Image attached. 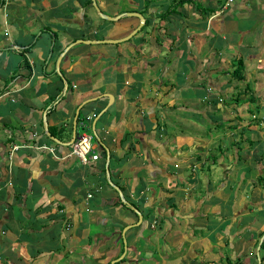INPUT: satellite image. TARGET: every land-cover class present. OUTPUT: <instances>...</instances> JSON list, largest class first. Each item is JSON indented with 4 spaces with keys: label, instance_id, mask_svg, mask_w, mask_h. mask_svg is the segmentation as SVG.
Segmentation results:
<instances>
[{
    "label": "crops",
    "instance_id": "obj_1",
    "mask_svg": "<svg viewBox=\"0 0 264 264\" xmlns=\"http://www.w3.org/2000/svg\"><path fill=\"white\" fill-rule=\"evenodd\" d=\"M94 1L144 22L114 47L80 43L122 38L138 18H98L91 0H0V264H264V162L247 160H264L250 137L264 127V0ZM236 58L247 95L227 73ZM84 100L75 133L86 123L98 154L87 164L70 152ZM179 117L195 135L180 139ZM206 163L221 174L203 173L201 190L183 169ZM126 225L117 259L108 233Z\"/></svg>",
    "mask_w": 264,
    "mask_h": 264
},
{
    "label": "rangeland",
    "instance_id": "obj_2",
    "mask_svg": "<svg viewBox=\"0 0 264 264\" xmlns=\"http://www.w3.org/2000/svg\"><path fill=\"white\" fill-rule=\"evenodd\" d=\"M232 2V1H231ZM117 3H118V7H119V9L120 10H122L123 8H124V6H125V4H124V2H123V0H118L117 1ZM121 13H124V11L123 12H121ZM120 13V14H121ZM101 14H104L103 12H101ZM96 15L98 16V18H100V16H99V14L97 13V11H96ZM104 15H106V14H104ZM138 31H136L135 32V34L137 33ZM129 39V38H128ZM117 45H118V43H116ZM122 43H120L119 45L120 46H123V45H121ZM109 46H111V47H114V45L111 43V44H109ZM241 84V87H243V83H240V82H238V87H239V85ZM240 88V87H239ZM187 101H189V100H187ZM240 101V100H239ZM177 103V102H176ZM175 103V104H176ZM242 107H245L244 106V104L242 103ZM255 113L254 111H253V109H246V110H244V111H242L241 113H240V117L244 120H249L250 122H251V124H255V121L256 122H258V120L257 119H253V118H251V114L252 113ZM184 116L185 117H187V118H189V117H192L195 121H197V119H200V118H197L198 116L196 115V114H194V115H186L185 113H184ZM177 126H176V128H177V130H178V132H179V137H180V139H182V140H184L185 139V135L186 134H190V136H193V135H195V133L194 132H190L187 128H188V123L183 119V118H181V117H179L178 119H177ZM197 122H200V123H202V125L201 126H196V125H199L200 123H194L192 126L194 127V126H196L197 128H195V130L196 131H198L197 133H199V132H204V131H206L207 129H210L211 127H208L209 126V124H208V122H201V121H197ZM225 129V128H224ZM177 130H176V133H178L177 132ZM208 131H211V132H215V130H213V129H210V130H208ZM216 131H218V130H216ZM227 131V133H230V132H228V131H231V132H234L233 130H231V129H228V130H225V132ZM218 132H220V131H218ZM251 132H252V134H250L251 136V138L252 139H254V140H259L260 139V136H261V139H260V142L258 143L259 145H256V147L255 148H257V149H259L260 150V153H263L264 154V127H262V128H259L258 130H256V131H254V130H251ZM88 133H90V130H88ZM205 133V132H204ZM246 135V134H245ZM189 136V135H188ZM246 137V136H245ZM242 140L244 141V140H248V137H246L245 139H243L242 138ZM226 142V141H225ZM229 148H230V150L229 151H227L226 153V158H225V162L226 163H229V164H232V163H234V165H235V154H234V151H235V147L233 148V147H231V146H228ZM233 149V150H232ZM252 149H254V147L252 148ZM214 152H218V150H217V148H216V144H215V148H214ZM238 154H240V155H242L243 156V154H244V156H243V158L245 157V156H247V154H249L250 153V148L246 145V144H243V146L241 147V149L237 152ZM254 154H256V153H254ZM258 155H260V154H258ZM239 158V157H238ZM262 159V156L260 155V159L259 160H254L251 156H249L248 157V162L250 163V164H252V166L255 164V163H257L259 166H261L260 165V162H264V160H261ZM192 161V162H191ZM190 162L191 163H193L194 161H193V159H192V157H189V159H185V161H184V164L185 165H187V164H189L190 166H191V164H190ZM224 163V162H223ZM239 163V162H238ZM208 166H210V165H208V163H206V165L205 164H202V168L201 169H195V168H193V169H191V168H185V169H183V172L186 174V179L188 178V176L190 175V173L192 172V173H196L197 175H198V177H199V186L201 187V190H202V188L204 187V185L206 184V180H205V178H204V176H203V173L205 174V175H207L208 174V172L209 171H212V170H215V171H213L215 174H221V169L215 164L214 165V167L213 168H208ZM189 182H193L194 181V183L196 184L197 182H196V177L194 176V175H190V177H189ZM204 211V212H203ZM205 212H206V208H204V207H201L200 209H199V211H198V214H201L199 217L198 216H195L194 217V224H197V225H203L204 223H206V221L204 220V216H205ZM204 214V215H203ZM203 215V216H202ZM186 219H188V217L186 218ZM207 220H209L208 218H207ZM175 222H178V220L177 219H175L174 220ZM143 222H144V220H143ZM174 222V223H175ZM176 224V223H175ZM174 229H177V232L174 234L173 233V237H176V236H178L180 233H182L184 236L186 235V232H183L184 230H185V225L183 224V222H182V220H181V223H179V225H174ZM136 230V227L134 228V231ZM147 229H144L143 230V233H145V231H146ZM195 230V228H192L191 229V231L193 232ZM181 231V232H180ZM196 232H199V229H197V230H195ZM194 234H195V232H194ZM145 235H147V234H145ZM168 235H169V237H170V234L168 233ZM108 236H109V238L112 240L113 238H114V236H115V238H116V240L115 241H117V247H116V249H121V253L120 254H122L124 251V249H123V242L121 241L122 240V238L120 239V237H122L121 236V234L120 235H118V234H115L114 235V233H108ZM132 236V234L130 235V237ZM164 236H166L165 234H164ZM180 236H181V234H180ZM219 237V236H218ZM161 240L162 239H160L159 241H160V245H163V243L161 242ZM186 239H184V238H182V237H180L179 238V241H182V243L183 242H186V243H184V245L181 247V249H180V251L181 252H177L176 254H175V257L176 258H178V257H180L181 256V254L183 253V251H184V249L186 248L185 246L187 245V241H185ZM143 242H145V240H144V237H138V239L136 240V242H135V244H136V246H135V248H139L141 245H143V244H146V243H143ZM174 243H175V241H174ZM146 246H150L148 243L146 244ZM126 250V249H125ZM260 252H261V250H260ZM119 254V255H120ZM246 261V260H245ZM256 261L258 262V260L256 259ZM180 264H188V263H186V262H184V263H180ZM253 264V263H252Z\"/></svg>",
    "mask_w": 264,
    "mask_h": 264
},
{
    "label": "water",
    "instance_id": "obj_3",
    "mask_svg": "<svg viewBox=\"0 0 264 264\" xmlns=\"http://www.w3.org/2000/svg\"><path fill=\"white\" fill-rule=\"evenodd\" d=\"M91 4L92 6L94 7V9L97 11V13L99 14L100 17H103L107 20H110V21H116L117 19H119L121 16L123 15H126V16H135L138 18V24L135 28H133L128 34H126L125 36H123L122 38H119V39H93V40H85V39H78V40H75V42H80V43H117V42H121V41H125L127 40L128 38H130L132 35L135 34L136 31L139 30V28L141 27V25L143 24L144 22V18L139 14V13H136V12H125V13H121V14H116L114 16H110V15H104V14H101V11L98 9V7L96 6L95 4V1L94 0H91ZM65 88V87H64ZM108 97V103H110L111 101V95L110 94H104ZM88 100H84L82 101L78 107L75 109V116H74V119H73V131H72V137L70 139V142H72V140L74 139V135H75V118H76V115H77V112H78V109L79 107L84 104L85 102H87ZM106 151L104 152H101L102 155H104ZM137 221L135 222V224H139L140 223V219H141V216L139 213H137ZM129 227V225H126L122 228L120 234L121 236L123 237L124 235V231ZM122 242H123V251L125 252V241H124V238L122 239ZM124 252L122 254L119 255V258H121L124 254ZM116 259V260H117ZM112 263V262H111ZM110 263V264H111Z\"/></svg>",
    "mask_w": 264,
    "mask_h": 264
},
{
    "label": "built area",
    "instance_id": "obj_4",
    "mask_svg": "<svg viewBox=\"0 0 264 264\" xmlns=\"http://www.w3.org/2000/svg\"><path fill=\"white\" fill-rule=\"evenodd\" d=\"M231 1L232 0H226V3H229ZM79 127L80 130H78V132H76L74 136L70 152L74 154L82 164H87L98 159V154H96L92 150L91 134L86 131L87 129H89L88 125L86 123H80ZM16 148V145L12 146V149ZM90 196V193L86 194L87 198Z\"/></svg>",
    "mask_w": 264,
    "mask_h": 264
},
{
    "label": "trees",
    "instance_id": "obj_5",
    "mask_svg": "<svg viewBox=\"0 0 264 264\" xmlns=\"http://www.w3.org/2000/svg\"><path fill=\"white\" fill-rule=\"evenodd\" d=\"M186 1H188V0H181L180 2L183 3V2H186ZM241 70H242V60H241V58H236V60L234 61V66H233L232 70L230 72H227V73L230 75L229 77L231 79L236 80V81H238L240 83H243V91L247 95V94H249L250 90H249V87L246 84L244 76L241 73ZM246 99L249 100L250 96L248 95L246 97ZM233 101L237 102V100H235V98H234ZM255 112L258 113V109ZM254 117L255 116H253V119H254ZM255 119H257V118L255 117ZM234 149H235V151H234L235 156L234 157L237 158L238 157V154H237L238 148H234ZM256 179L259 180V181L263 180V178L261 176H257ZM260 245H262V243ZM219 264H230V263L227 262L226 260H224V261L220 262Z\"/></svg>",
    "mask_w": 264,
    "mask_h": 264
},
{
    "label": "clouds",
    "instance_id": "obj_6",
    "mask_svg": "<svg viewBox=\"0 0 264 264\" xmlns=\"http://www.w3.org/2000/svg\"><path fill=\"white\" fill-rule=\"evenodd\" d=\"M76 134V133H75ZM75 136V135H74ZM73 141V140H72ZM72 144V143H71Z\"/></svg>",
    "mask_w": 264,
    "mask_h": 264
}]
</instances>
